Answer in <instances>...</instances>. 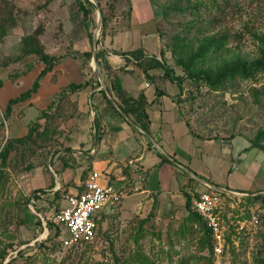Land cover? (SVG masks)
Wrapping results in <instances>:
<instances>
[{
	"label": "rangeland",
	"instance_id": "1",
	"mask_svg": "<svg viewBox=\"0 0 264 264\" xmlns=\"http://www.w3.org/2000/svg\"><path fill=\"white\" fill-rule=\"evenodd\" d=\"M89 1L93 7L85 4L90 12L85 15L78 0H0V167L5 172L0 179V264H214L204 229L186 221V208L179 217L161 213L158 200L130 186V177L122 188L110 180L119 198L100 215L93 241L65 246L62 239L69 238L68 231L52 222L57 211L68 207V196L81 191L93 172L84 149L93 136L90 108L81 110L72 98L61 99L64 91L51 102L33 98L13 105L11 112L7 108L38 77L42 63L25 53L31 41L50 54L73 58L72 64L56 67L49 80L60 90L73 80L99 87L101 79L106 84L104 74L109 75L107 82L112 80L105 60L95 64L93 55H103L102 43L111 33L107 20L129 16L132 0ZM150 1L161 16L157 29L162 51L159 60L143 54V65L148 70L157 60L182 79L175 85L192 132L215 142L242 135L251 142L257 139L264 133V73L253 70L250 78L228 81L219 90L190 74L216 77L237 67L256 66L264 49V0H217L216 6L207 0L199 9L195 1ZM220 38V50L202 53L207 39ZM86 65L91 69L88 78L81 72ZM135 65L142 69L141 62ZM159 73L166 82L165 71ZM261 141L264 144V137ZM191 187L197 196L204 191L196 184ZM159 188L157 183L152 190ZM138 193L139 197H128ZM259 194L264 192L246 197ZM246 197H222L226 223L230 225L231 217L248 226L241 233H229L225 264H262L255 261L264 259V203L248 202ZM253 214L260 217L257 228L249 225Z\"/></svg>",
	"mask_w": 264,
	"mask_h": 264
},
{
	"label": "crops",
	"instance_id": "2",
	"mask_svg": "<svg viewBox=\"0 0 264 264\" xmlns=\"http://www.w3.org/2000/svg\"><path fill=\"white\" fill-rule=\"evenodd\" d=\"M130 4L129 16L124 18L119 15L112 21L107 20L108 24L111 23V33L106 34L102 43L103 55L97 56L96 61L95 54L93 55L95 64L99 65L100 61L105 60V65L108 64L111 69L108 74L112 75V80L108 79L107 82L109 75L104 74L106 84L101 79L99 87L94 88L95 84L92 83L86 89L69 95V98L78 102L81 110L87 111L90 108L93 136L84 149L89 151L91 170L107 175V180H103V183L111 180L118 186L121 185V188L125 186L126 178L130 177V186L142 190L141 193L147 196H154L159 202L160 212L168 216L179 217L183 214L186 208V193L191 197L197 193V190L195 194L190 190L192 184L202 188L203 192L211 189L206 182L242 195L264 192V152L253 148L251 140L243 135L219 142L207 141L195 135L183 102L178 96L180 89L177 85L169 80L162 83L157 76L161 68L149 70L150 78H147L143 68L136 67L138 60L129 53L143 51L145 58L158 59L162 51L161 34L157 29L161 16L154 11L155 6L150 0H132ZM104 51H108L109 56ZM47 54L58 58L59 62L54 70L42 79L38 93L33 96L41 102H51L54 95L62 94L71 83H83L73 80L64 85V90H60L59 85L51 84L49 80L56 67L62 68L66 64H72L74 60L69 58L70 56L64 58L60 54ZM86 66L81 72L88 74L91 69ZM38 69L39 76L44 65L41 64ZM88 77L91 76L88 74ZM116 77L122 80L126 93L131 97L138 99L141 95L145 96L150 137L118 109L119 100L112 89ZM154 80L159 82L155 83ZM88 81L90 80L86 82ZM31 88L28 87L22 93ZM110 97L116 102L113 103L116 109L109 103ZM158 153L168 162H164ZM153 179H156L155 183L152 182ZM157 183L159 190H152L153 185ZM121 193L123 194V191ZM137 195L140 194L128 197ZM185 210L188 213V210Z\"/></svg>",
	"mask_w": 264,
	"mask_h": 264
},
{
	"label": "trees",
	"instance_id": "3",
	"mask_svg": "<svg viewBox=\"0 0 264 264\" xmlns=\"http://www.w3.org/2000/svg\"><path fill=\"white\" fill-rule=\"evenodd\" d=\"M189 2H196V5L194 6L195 8L199 9L201 7V5L205 4L207 0H188ZM217 0H214V5L216 6V2ZM78 3L80 5L81 10H83L85 15L90 14L89 11H87L85 4H88L89 6L93 7V4L89 1V0H85V2H83L82 0H78ZM107 20V18L104 16L103 17V21L105 23V21ZM32 39V38H31ZM30 39V40H31ZM29 40V41H30ZM27 41V44L28 42ZM262 44L264 46V38H262ZM36 43V42H35ZM31 45V49L30 50H26L25 49V53L28 54H32V55H36L39 59V61L44 65V69L41 71V73L39 74V76L37 77V79L35 80L33 86L31 89H29L28 91H25L24 93H22L19 97L15 98V99H11L8 105V112L12 111V107L15 104L18 103H22V102H27L29 100H31L33 98L34 95H36L41 87V81L42 79L50 72H52L55 68V66L57 65V63L59 62V59L51 56L49 54H47L45 52V49L43 47H41L40 45H38L37 47H35V44L31 41L30 43ZM223 47V39H207L205 41L204 44H202L201 46V51L203 52H210V51H218ZM90 53H85L84 56H89ZM132 55L135 57L136 60H138V64L141 62V67L143 68V71L146 75L147 78H150V75L148 74L149 69H153V68H162L165 71V78L168 79L169 81H171L172 83H181L182 79L179 77H174L171 75V70L166 67L163 63L159 62V61H152L153 64L149 65V69L147 70V68H144V61L142 60L143 58V53L136 51L133 52ZM257 65L254 66L251 69H248L247 67H237L236 69H232L230 71H226L223 73H220L218 75H216V77H212L210 75L207 74H200L199 76H197L195 73L190 74L191 78H194L195 80L198 81H204L209 87L213 88V89H221L225 87V84H227L228 81H233L237 78H250L251 77V72L253 70H256L255 72H260V73H264V49L262 51L261 57H260V62L256 63ZM108 65V64H107ZM107 69L110 71V67L108 66ZM2 84V83H1ZM88 83H81V84H76V83H71L69 84V86L67 87V89L64 91L61 99L64 98H68L70 94H75L77 92H80L84 89H86L88 87ZM112 89L116 95V97L119 100V107L123 112V115L126 116L128 119L133 120L146 134L147 137H150V132H149V126H148V115L146 112V106H147V102H146V98L144 95H141L138 99L131 97L130 95H128L123 87L122 84V80L119 77H116L115 80L112 83ZM104 93V92H103ZM105 94V93H104ZM106 98L107 95L105 94ZM109 103L112 105V107L114 109H116V107L114 106L113 102L109 99L108 100ZM32 134V129L31 132ZM264 137V133H259L258 138L254 139V141H252V147L253 148H258L263 150V146L264 144H262L263 141L262 138ZM10 146L12 147V145L10 144L8 147L10 148ZM150 146L152 147L153 144L152 142H150ZM8 150L7 149L4 153H3V165L6 164L7 159H8ZM158 155L163 159L164 162H168V160L162 156L160 153H158ZM5 172L4 169L2 167H0V179L5 178ZM212 185H215L214 183H212ZM216 186V185H215ZM219 187V186H217ZM37 193H40L41 191H36ZM222 196L225 197V194H221ZM186 209L188 210V217L186 219L187 222L194 224L195 222H197L200 226L203 227L204 229V234H205V245L209 246V249L212 250L214 249V240H213V236L212 233L210 232V230L207 228L206 223L204 222L203 218L200 217V215L198 213H196L193 209H192V197L186 193ZM247 201L248 202H253V201H262L264 203V195H253V196H247ZM102 217V216H101ZM100 220L97 221V223ZM59 228V227H58ZM60 233V232H59ZM260 262L262 264H264V259H261L259 261H255Z\"/></svg>",
	"mask_w": 264,
	"mask_h": 264
},
{
	"label": "built area",
	"instance_id": "4",
	"mask_svg": "<svg viewBox=\"0 0 264 264\" xmlns=\"http://www.w3.org/2000/svg\"><path fill=\"white\" fill-rule=\"evenodd\" d=\"M107 175L100 171L92 172L82 185V190L68 196V207L57 211L52 219L56 225L69 233V238L62 239L65 246L88 243L96 238L97 221L107 208L112 207L119 198L114 186L103 183ZM216 191L203 192L192 196V209L203 218L214 240V264H225V247L229 233L234 230L243 232L248 226L245 222L233 221L228 225L221 216L225 209L224 196ZM242 197H246L242 195ZM260 224V217L253 214L249 223L253 228ZM231 230V232H230Z\"/></svg>",
	"mask_w": 264,
	"mask_h": 264
},
{
	"label": "water",
	"instance_id": "5",
	"mask_svg": "<svg viewBox=\"0 0 264 264\" xmlns=\"http://www.w3.org/2000/svg\"><path fill=\"white\" fill-rule=\"evenodd\" d=\"M96 59H97V56H96V54H95V61H96ZM110 99H112L111 97H110ZM112 101H113V103H116L115 101H114V99H112ZM116 106H117V104H116ZM118 109L120 110V112H122V110L119 108V106H118ZM123 113V112H122ZM133 125H134V123H132ZM206 184L212 189V190H214V191H216V192H218V193H222V194H226V195H234V193H232V192H230V191H228V190H226V189H223V188H221V187H217V186H215V185H212V184H210V183H208V182H206Z\"/></svg>",
	"mask_w": 264,
	"mask_h": 264
},
{
	"label": "clouds",
	"instance_id": "6",
	"mask_svg": "<svg viewBox=\"0 0 264 264\" xmlns=\"http://www.w3.org/2000/svg\"><path fill=\"white\" fill-rule=\"evenodd\" d=\"M226 195V194H225Z\"/></svg>",
	"mask_w": 264,
	"mask_h": 264
}]
</instances>
